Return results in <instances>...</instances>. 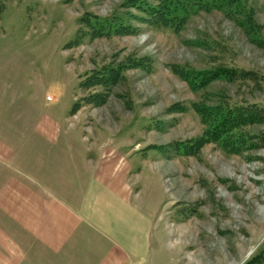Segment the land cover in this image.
<instances>
[{"label":"rangeland","instance_id":"obj_1","mask_svg":"<svg viewBox=\"0 0 264 264\" xmlns=\"http://www.w3.org/2000/svg\"><path fill=\"white\" fill-rule=\"evenodd\" d=\"M240 1L192 4L172 27L155 16L168 0H0V128L13 138L48 112L90 162L126 155L138 256L123 264H245L264 250V123L233 153L201 143L197 111L264 108V0ZM220 66L261 83L187 79ZM92 76L105 80L82 89Z\"/></svg>","mask_w":264,"mask_h":264},{"label":"crops","instance_id":"obj_2","mask_svg":"<svg viewBox=\"0 0 264 264\" xmlns=\"http://www.w3.org/2000/svg\"><path fill=\"white\" fill-rule=\"evenodd\" d=\"M70 127L42 112L30 128L12 129L13 138L0 128V264L138 256L128 158L106 148L90 162Z\"/></svg>","mask_w":264,"mask_h":264},{"label":"trees","instance_id":"obj_3","mask_svg":"<svg viewBox=\"0 0 264 264\" xmlns=\"http://www.w3.org/2000/svg\"><path fill=\"white\" fill-rule=\"evenodd\" d=\"M194 4L196 7H203V10H218V11H234L241 6L240 0H168L162 7L163 16H159L161 21L168 22L172 27H176L177 21H180L190 10V6ZM181 17V19H178ZM174 22V23H172ZM117 77H115V80ZM188 81L202 88L208 84L222 81V82H252L255 84L261 83V78L252 71L244 69H237L227 66H220L216 69L206 71L203 73H192L187 76ZM103 77L92 76L82 81L80 87L86 89L91 86L102 85ZM106 83V82H105ZM99 103V102H97ZM103 100L100 101V104ZM78 104L75 103L72 109V114L78 112ZM199 115L202 117L203 122L208 126L206 135L201 139L204 142H217L224 148H229L233 153H238L242 147L246 145V140L249 138L248 133L242 132L243 128L252 124L264 123V108L256 104L247 103H230L221 104L215 108H200L197 109ZM260 143L264 147V132L260 136ZM231 148V149H230ZM235 148V149H234ZM235 150V151H234ZM245 264H264V250L259 253Z\"/></svg>","mask_w":264,"mask_h":264}]
</instances>
